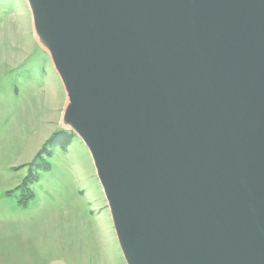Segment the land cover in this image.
Listing matches in <instances>:
<instances>
[{"label": "water", "instance_id": "obj_1", "mask_svg": "<svg viewBox=\"0 0 264 264\" xmlns=\"http://www.w3.org/2000/svg\"><path fill=\"white\" fill-rule=\"evenodd\" d=\"M26 2L125 263L264 264V0Z\"/></svg>", "mask_w": 264, "mask_h": 264}, {"label": "rangeland", "instance_id": "obj_2", "mask_svg": "<svg viewBox=\"0 0 264 264\" xmlns=\"http://www.w3.org/2000/svg\"><path fill=\"white\" fill-rule=\"evenodd\" d=\"M35 36L26 0H0V264H126L91 155L63 124L66 92Z\"/></svg>", "mask_w": 264, "mask_h": 264}, {"label": "trees", "instance_id": "obj_3", "mask_svg": "<svg viewBox=\"0 0 264 264\" xmlns=\"http://www.w3.org/2000/svg\"><path fill=\"white\" fill-rule=\"evenodd\" d=\"M60 137H64V138H66L67 135H61ZM44 148H45V147H44ZM44 153H45V150L42 149V150L40 151V153L38 154V156L40 157V156L43 155Z\"/></svg>", "mask_w": 264, "mask_h": 264}, {"label": "bare ground", "instance_id": "obj_4", "mask_svg": "<svg viewBox=\"0 0 264 264\" xmlns=\"http://www.w3.org/2000/svg\"><path fill=\"white\" fill-rule=\"evenodd\" d=\"M35 37H37V36H35ZM37 38H38V37H37ZM36 40H37V39H36ZM38 41H40V40L38 39ZM40 42H41V41H40ZM42 44H43V43H42ZM41 47H42L43 50H45L44 48H46L45 46H42V45H41ZM43 47H44V48H43ZM45 51H46V50H45ZM66 100H67V99H66ZM65 127H66L67 130H69V128H68L67 126H65Z\"/></svg>", "mask_w": 264, "mask_h": 264}]
</instances>
